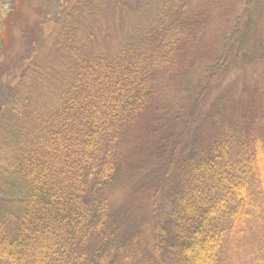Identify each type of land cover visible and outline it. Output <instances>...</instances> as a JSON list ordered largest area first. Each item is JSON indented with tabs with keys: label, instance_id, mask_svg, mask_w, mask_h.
Segmentation results:
<instances>
[{
	"label": "trees",
	"instance_id": "trees-1",
	"mask_svg": "<svg viewBox=\"0 0 264 264\" xmlns=\"http://www.w3.org/2000/svg\"><path fill=\"white\" fill-rule=\"evenodd\" d=\"M93 1L61 14L60 66L28 65L0 92V264H198L203 249L204 264H264V90L211 94L233 58L264 59V36L243 10L202 70L205 13L160 0L94 50L96 28L77 31Z\"/></svg>",
	"mask_w": 264,
	"mask_h": 264
},
{
	"label": "rangeland",
	"instance_id": "rangeland-1",
	"mask_svg": "<svg viewBox=\"0 0 264 264\" xmlns=\"http://www.w3.org/2000/svg\"><path fill=\"white\" fill-rule=\"evenodd\" d=\"M72 0H0V92L7 85L18 87L20 70L38 63L44 71H50L47 64L55 60L56 67L62 64L60 55L50 56L48 49L55 40L62 24L61 14L69 7ZM160 0H94L92 6L95 13L82 18L79 23L78 35L87 29L96 28L92 40V49L113 51L121 41L125 40L128 32L136 23L147 21ZM190 10L197 7L205 13V27L197 42L200 69H206L222 51L224 41L229 37L232 28L240 22L243 10L246 14L243 23L251 19L254 24L253 40L264 36V0H186ZM104 2V4H102ZM242 18V17H241ZM54 67V68H56ZM202 72L199 78L203 77ZM40 84L48 88L47 94L55 90V79L50 81V73L44 74ZM35 77L29 71L25 79L30 86V78ZM158 88L165 89L173 85L172 79L160 78ZM201 80V79H200ZM231 80L238 83L242 91L254 83L264 90V59L247 62L233 58L223 74L212 86L211 94L218 92ZM197 78L192 80L195 84ZM10 83V84H9ZM192 88L187 86L186 90ZM179 95L184 93L178 91ZM51 98V97H50ZM47 98H40L45 102ZM46 105V104H43ZM49 106V105H47ZM1 137V136H0ZM127 193L120 186L112 190L114 202L123 203ZM201 253L198 264H204L206 251ZM195 264V261H194Z\"/></svg>",
	"mask_w": 264,
	"mask_h": 264
}]
</instances>
